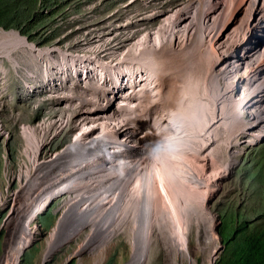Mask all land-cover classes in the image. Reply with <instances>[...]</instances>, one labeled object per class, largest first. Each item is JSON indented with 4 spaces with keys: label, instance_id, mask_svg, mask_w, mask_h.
<instances>
[{
    "label": "bare ground",
    "instance_id": "6f19581e",
    "mask_svg": "<svg viewBox=\"0 0 264 264\" xmlns=\"http://www.w3.org/2000/svg\"><path fill=\"white\" fill-rule=\"evenodd\" d=\"M176 12L173 28L189 18L193 21V16L200 12L201 24L213 27L209 28L208 39L206 34L202 35L201 43H197L192 52L186 46L197 38V25L188 24V28L176 34L175 42L181 36L182 46H175L173 41L168 46H153L147 38L138 41L139 64L135 69L144 81L140 87L141 100L149 97L148 101L140 103V108L150 107V113L148 117L136 118L134 129L143 128L150 139L143 140L141 145L135 141L126 142L115 156L109 154L104 158L92 153L90 162L83 161L78 169L72 166L74 172H69L54 186L51 169L39 172V182L48 184L37 206L27 207L18 198L12 199L11 206H5L0 232L6 228V235L1 243L0 264H18L21 254L29 250L37 235L36 216L49 209L61 215L49 232L50 240L43 255L45 261H51L54 253L73 237L79 233L83 235L72 252L53 264H103L107 248L117 234L124 233L125 224L130 225L127 238L132 247L126 264H148L151 247L160 240L170 244L173 264H180L184 258L194 263L188 252L191 214H195L196 227L216 239L215 218L206 203L230 167L227 165L224 171L213 172L208 177L210 175L203 176L187 163L201 167L212 160L210 151L205 150L214 139L216 125L213 124L220 118L228 124L240 123L245 116L253 121L248 126L251 128L264 123V0H190L172 14ZM1 30L7 34L0 44L17 39L27 43L22 47L32 48L38 58L50 55L52 48L35 49L16 31ZM207 41L213 49L217 47L216 52L210 64L200 65L202 60L197 62V59L206 55L201 49L210 46ZM0 55L10 59L5 53ZM62 55L67 58L65 53ZM159 56L171 58L164 60L168 65L182 63L180 71H188L191 76L180 72L178 76L183 83H175L174 73L169 75L160 70L156 76L154 69ZM129 59L132 61L131 56ZM213 69V77L219 82L215 97L211 94L214 89L210 88L209 80ZM197 70L207 80L208 89H200L198 79L201 77L195 72ZM191 79L195 90L192 98H188V89L193 84ZM183 87L186 90L182 92ZM169 90L177 91L178 98H172ZM199 94L208 95V98ZM209 100L212 106L205 109ZM190 103L200 104L201 111L188 110L186 106ZM205 112H209L208 117ZM21 133L25 135L24 131ZM244 133L241 128L235 137ZM79 157L84 158L85 153ZM50 162L52 168L60 166L59 162ZM196 205L200 206L199 210ZM13 227L15 229L9 230ZM85 228L88 229L83 231ZM142 245H145L144 254L138 255L136 260Z\"/></svg>",
    "mask_w": 264,
    "mask_h": 264
},
{
    "label": "rangeland",
    "instance_id": "374dc122",
    "mask_svg": "<svg viewBox=\"0 0 264 264\" xmlns=\"http://www.w3.org/2000/svg\"><path fill=\"white\" fill-rule=\"evenodd\" d=\"M109 1L110 0H92L85 3L80 12L72 13L68 17L70 19L69 24L71 23L73 25L65 28L66 25L64 24V26L60 28L64 29L65 32L63 31V34L52 44L39 45V49L43 50L47 47H58L61 51L51 50L50 52V56H54L56 59H59L58 54L61 55V52L73 56L85 55L87 57L99 58L106 62L109 61V59H117L118 62L121 63L120 66L124 67L126 71H136L135 67L139 64V62H137V49H139L137 44L140 39H149L153 46L157 44L159 47L162 45L168 46L171 41H173L175 46H182L181 36H178L179 41L177 43L175 42V37L177 33L181 32L183 28H188L189 25H197L198 28L197 38L195 40L193 39L186 46V48L189 47V51L192 52L196 49V44L201 43L200 40L202 35L206 34L208 39L209 28H211L212 25L201 24V12L199 15L193 16V21L189 18L185 21V23L179 25L178 28L172 27V19L179 11L174 14L172 13L190 0H128L123 4L114 0L107 3ZM105 3L110 6H112V4L115 6L111 8L110 12H108V6H106ZM104 13L106 14L101 16ZM1 28L2 27H0V40L5 38L4 34H7L4 33ZM7 30H13V28ZM57 40H62V42L56 43ZM28 42L35 43L30 40ZM24 44L27 43L20 42L17 39L12 42H7L6 44H0V53L7 54L11 59L10 60L8 57L0 55V151H5L7 153L10 152L13 163L19 158L18 151L21 145V139L18 136L19 132L15 125L21 122L19 120H23L21 112H17L18 104L17 102H14L15 99L13 94L16 91L21 90V87L18 85L21 84V80H25V75L34 73L40 83L42 75L44 76L49 72H55V70L47 68V65H49V56L47 58H38V56L31 50L32 48L28 49L26 47H22ZM208 44L210 45L209 42ZM216 48L213 49L212 45L202 47V49L200 48L202 51L206 52V55L201 59H197V62L202 60L200 65L210 64V61L216 52ZM132 49H135V51L132 52ZM130 56L132 57V61L129 59ZM165 59L172 60L169 57L167 58V56H159V58H157L158 65L157 68L154 69V71H156V76L159 74L160 70L161 72L164 71L166 74L169 73V75L174 73L173 79L175 83H183L184 81L182 77L178 76L181 72L180 69L182 67V63H171L168 65L167 63H164ZM184 72L186 71H182L181 73L183 74ZM195 72L201 77L198 79L200 89L203 90L205 87L208 89L207 80L201 74V71L200 73L198 70ZM214 72L215 71L213 69L209 79L210 88L214 89L211 93L213 97H215L217 88H219V82H217L213 77ZM39 73L41 75H39ZM187 73L188 71L184 74L191 76ZM151 77H153V75ZM193 78L197 79L196 74H193ZM192 83L193 84L188 89L190 90L188 92V98H192V91L195 90L193 89V80ZM185 90L186 88L183 87L182 92ZM169 92L172 94V98H178L177 91L169 90ZM138 93L142 92L138 91ZM199 95L203 98H208V95L207 97L202 94ZM199 106L200 104L197 106L190 103L186 107L190 111L197 110L196 112H200L201 108ZM211 106L212 104L209 100L208 105H204V108H211ZM19 108V111L23 110L21 107ZM220 108L224 109V107ZM39 110L41 112L45 111V109ZM204 114L208 117L209 112H205ZM221 120L222 119L220 118V120L213 124V126L216 125L214 130V139L205 150V152L210 151L212 160L201 167L192 166L190 163H187V165L191 168L199 170L203 176L210 175L208 177H211L213 172L224 171L227 165L230 167V170L222 176V180L219 181V184H217V188H214L213 195L206 203L209 213L215 218L214 229L216 239H212L206 234H203L199 227L197 228L194 223L195 214L190 215L191 225L188 237V252L190 257L194 260V263L192 264H210L213 257L215 260L219 258L226 246L224 242L226 239L225 235H229L230 233L228 231H231V228L233 227L232 220H234V217L230 216V212L233 214L236 212L237 216L243 215L242 217H239V219H243L240 222L248 218L246 215L248 212H254V203L247 202L249 201L251 193H254L255 190L258 189L256 185H252L253 182L258 177L262 178L264 176V151H261L259 155L260 160L258 162L261 166H259V163L252 164V160L256 159V157H247L244 159V153L248 151V148L240 145L242 143L239 144L235 142V134L243 125L242 120L240 123L232 121L228 124L226 121L221 122ZM199 125L200 127L202 126V124ZM1 131L3 132L2 134ZM232 151H234L235 156L233 157V160H230L229 156L232 154ZM241 156L243 160L240 159ZM230 161L232 162V165L229 164ZM14 167V165H10V168L15 169ZM249 170L252 171V175L243 183L239 182L238 178H233V176L237 175V173L244 175L246 172H249ZM0 186L1 196L3 193L2 187L6 186V183L4 184L2 179L0 180ZM196 207V209L199 210L200 206L196 205ZM0 215H2V217H0L1 224L4 214L0 213ZM59 215L60 212L50 211L46 215L39 218L42 222L44 221L43 226L38 229V232L41 234L36 235L35 239H38L33 244L32 248L29 249L25 255H23V260L20 264H30L33 260L36 261L34 264L41 263L47 242L50 240L49 232L56 226ZM87 229L88 228H85L83 231ZM129 230L130 225L125 224L124 233L117 234L114 237L112 243L107 248L106 259L103 264H126L129 261L132 253V247L129 239L127 238ZM11 233H13V231H11ZM3 235H6L5 229L0 232V259L3 254L1 247V243L4 239ZM81 236L83 235L79 233L77 236L73 237L70 241L61 246L59 250L54 253L48 264H53L56 260L58 262L63 260L66 255L78 246V243L83 238ZM138 249L136 260L138 259V255L142 256L144 254L145 245H142ZM149 258L150 260L148 264H173L171 259V246L168 241L160 240L152 245ZM78 264L83 263L79 262ZM180 264H190V262L184 258L183 262Z\"/></svg>",
    "mask_w": 264,
    "mask_h": 264
},
{
    "label": "clouds",
    "instance_id": "9594fccd",
    "mask_svg": "<svg viewBox=\"0 0 264 264\" xmlns=\"http://www.w3.org/2000/svg\"><path fill=\"white\" fill-rule=\"evenodd\" d=\"M257 35L262 33L257 32ZM35 44L31 43L35 49H39V45ZM51 48L60 50L58 47ZM62 53L58 54L59 59L49 55L47 68L55 70V74L49 72L42 75L39 83L36 75L29 73L18 85L21 90L13 94L14 102L18 104L17 112H21L23 120H19L21 122L15 125L21 139L19 158L13 163L10 152L0 151L2 162L0 180L6 183L0 196V213L4 214L3 221L5 206H11L13 198H18L27 207L37 206L42 197L41 192L45 191L48 184L39 182V172L51 169L55 180L59 176L56 181H51L54 186L66 178L69 172H74L72 166L78 169L83 161L90 162L92 153L104 158L109 154L115 156L120 146L126 142L135 141L141 145L143 140L150 139L143 128L134 129L135 119L148 117L147 114L150 113V107L146 110L140 108L141 102L149 100V97L141 100L138 93L142 92L140 89L144 83L140 80L142 75L134 70L126 71L117 59H109L106 62L99 58L73 56L67 53H65L67 58L64 59ZM19 107L24 111H19ZM39 109L45 111L41 112ZM243 118L241 128L245 133L235 137V142L242 143L240 145L248 148L244 153V159L250 154L260 160L259 155L264 147V123L251 128L248 126L253 121L245 116ZM22 131L25 135H22ZM83 152L85 157H79ZM233 153L234 151L229 159L235 156ZM240 159L243 160L242 156ZM51 160L59 162L60 166L52 168ZM11 164L15 169L10 168ZM50 211L52 210L40 212L36 216L37 231L44 223L39 218ZM37 239L33 240L32 246ZM25 253L21 254L18 264L22 262ZM216 261L213 257L210 264ZM45 264L48 262L45 261Z\"/></svg>",
    "mask_w": 264,
    "mask_h": 264
},
{
    "label": "trees",
    "instance_id": "16d2710c",
    "mask_svg": "<svg viewBox=\"0 0 264 264\" xmlns=\"http://www.w3.org/2000/svg\"><path fill=\"white\" fill-rule=\"evenodd\" d=\"M90 1L92 0H0V27L6 30L13 28L37 45H49L63 34L64 29L60 27L64 24L65 28L73 25L69 24L68 17L80 12L85 3ZM114 1L123 4L128 0ZM107 3L105 5L110 12L115 5ZM58 42L62 40H57L56 43ZM261 150L264 151V147ZM247 157L254 158L250 154L245 158ZM258 161L256 158L251 163L256 164ZM251 175L252 171L249 170L244 175L237 173L233 178H238L243 183ZM252 185H256L258 189L251 193L247 203H254L255 210L253 213H245L248 218L242 222L240 221L243 219L239 217L243 215L237 216L236 212H230V216L234 217L233 227L228 231L230 234L225 235L226 246L214 264H264V176L255 179Z\"/></svg>",
    "mask_w": 264,
    "mask_h": 264
},
{
    "label": "crops",
    "instance_id": "0c3cea01",
    "mask_svg": "<svg viewBox=\"0 0 264 264\" xmlns=\"http://www.w3.org/2000/svg\"><path fill=\"white\" fill-rule=\"evenodd\" d=\"M1 168H2V162H1V160H0V171H1ZM36 261H32L30 264H34Z\"/></svg>",
    "mask_w": 264,
    "mask_h": 264
},
{
    "label": "water",
    "instance_id": "95a60500",
    "mask_svg": "<svg viewBox=\"0 0 264 264\" xmlns=\"http://www.w3.org/2000/svg\"><path fill=\"white\" fill-rule=\"evenodd\" d=\"M14 30V29H13ZM14 31H16V30H14ZM17 33H19L18 31H16ZM20 35V34H19ZM20 36H22V35H20ZM23 37V36H22ZM25 39H26V37H24ZM42 264H45V260H43L42 261Z\"/></svg>",
    "mask_w": 264,
    "mask_h": 264
}]
</instances>
